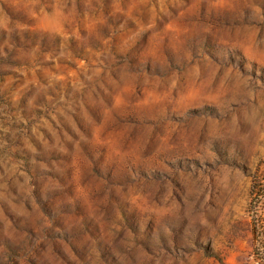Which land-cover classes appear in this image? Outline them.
I'll return each instance as SVG.
<instances>
[{"label":"rangeland","instance_id":"374dc122","mask_svg":"<svg viewBox=\"0 0 264 264\" xmlns=\"http://www.w3.org/2000/svg\"><path fill=\"white\" fill-rule=\"evenodd\" d=\"M0 264H264V0H0Z\"/></svg>","mask_w":264,"mask_h":264}]
</instances>
